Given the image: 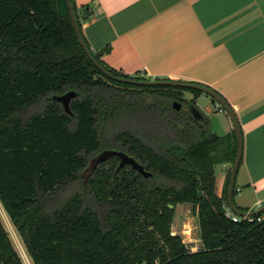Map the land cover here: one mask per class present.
Wrapping results in <instances>:
<instances>
[{"label": "trees", "instance_id": "1", "mask_svg": "<svg viewBox=\"0 0 264 264\" xmlns=\"http://www.w3.org/2000/svg\"><path fill=\"white\" fill-rule=\"evenodd\" d=\"M72 3L83 34L91 14ZM83 37L113 75L151 80L111 68L109 49ZM184 90L105 76L80 45L67 0H0V202L33 264H264V213L227 216L232 170L221 197L215 185L225 140L182 107ZM69 92L72 113L57 99ZM105 150L151 176L112 156L85 185L82 173ZM178 205L197 218L195 252L173 234ZM0 264H24L1 217Z\"/></svg>", "mask_w": 264, "mask_h": 264}, {"label": "crops", "instance_id": "2", "mask_svg": "<svg viewBox=\"0 0 264 264\" xmlns=\"http://www.w3.org/2000/svg\"><path fill=\"white\" fill-rule=\"evenodd\" d=\"M75 2L81 16L91 14L82 24L86 40L94 51L109 49L103 60L111 68L207 86L228 102L243 137L234 204L244 212L264 208V0ZM204 95L184 98L201 114L195 120L225 140L226 160L215 167L221 197L237 139L226 110Z\"/></svg>", "mask_w": 264, "mask_h": 264}, {"label": "water", "instance_id": "3", "mask_svg": "<svg viewBox=\"0 0 264 264\" xmlns=\"http://www.w3.org/2000/svg\"><path fill=\"white\" fill-rule=\"evenodd\" d=\"M68 4V9L70 13V18L73 24V27L75 29V32L77 34L78 40L80 42V45L84 49L85 53L89 57V59L94 63V65L108 78L121 82V83H126V84H132V85H138V86H170V87H177V88H182V89H191V90H197L200 91L201 93H204L214 100L217 101V103L222 106L226 112L228 113L230 119L232 120L233 126H234V132L236 135L237 139V154L236 158L232 167L231 171V177H230V182H229V187H228V193H227V199H228V208L237 216L244 217V216H256L261 213H264V208L252 212H244L240 210L238 207L235 206L234 204V191H235V186H236V177L238 174V170L242 161V156H243V137H242V131L240 128V124L238 121V118L234 112V110L230 107L228 102L216 91L208 88L207 86H203L200 84H191V83H186V82H180V81H175V80H148V81H139L136 79H125L121 77H117L113 75L111 72L108 70L104 69L94 58L91 50L87 46L85 39L83 37V34L80 30L79 24L76 19L75 15V10L74 6L72 3V0H67ZM77 94L75 92H69L61 97H58V101L62 102L66 111L69 113L71 112L70 109V103L73 98H75ZM176 105V104H175ZM177 108L179 106L176 105ZM112 156H117L120 158V168L130 165L132 166L133 169L139 171L141 174H143L146 177L151 176V173L147 172L144 168L143 165H141L136 159L133 157L129 156L128 154L122 152V151H116V150H105L101 154H99L97 157L93 158L90 162L89 167L84 171L83 176L85 177V184H87L88 179L90 176L95 172L97 167L107 161L110 157Z\"/></svg>", "mask_w": 264, "mask_h": 264}, {"label": "rangeland", "instance_id": "4", "mask_svg": "<svg viewBox=\"0 0 264 264\" xmlns=\"http://www.w3.org/2000/svg\"><path fill=\"white\" fill-rule=\"evenodd\" d=\"M190 91L191 90L185 89L183 91L184 97L189 96ZM204 96L206 97L207 95H204ZM207 98H209V100L211 99L209 96ZM223 110L224 109L222 108L221 111L223 112ZM219 125L221 127V124H218V126ZM218 167H220L219 164L216 165V169ZM83 173H82V178H83V181L85 184V177L83 176ZM88 181H89V179H88ZM85 185H87V184H85ZM0 217H1V220H2L5 228L9 232V235L11 237V240H12L13 245H14L15 249L17 250V252L20 255H22V254L27 255V252L24 248V245H23L20 237L18 236L12 222L10 221L7 213L5 212L1 202H0ZM172 231L175 234L181 235L184 242L188 245V247L191 250L193 249V252L197 251L195 249L196 245L201 244L199 227H198L197 218L193 215L190 205H178V207L176 209V217H175V222H174L173 227H172Z\"/></svg>", "mask_w": 264, "mask_h": 264}, {"label": "built area", "instance_id": "5", "mask_svg": "<svg viewBox=\"0 0 264 264\" xmlns=\"http://www.w3.org/2000/svg\"><path fill=\"white\" fill-rule=\"evenodd\" d=\"M219 107H220V105L217 104V108H219ZM257 206L258 207L262 206V201L261 200H259L257 202ZM227 216L229 218H231L234 222H238V221H242V220H247L249 222L253 221V217H251V216H244V217L237 216L230 209L227 210ZM261 220H263V218H258V221H261ZM173 234H175V233L173 232ZM195 249L199 250L200 249V245L197 244ZM192 251H193V249H192ZM20 256H21L24 264H33L31 259H30V257H29V255H28V253H27V255L26 254H22Z\"/></svg>", "mask_w": 264, "mask_h": 264}, {"label": "flooded vegetation", "instance_id": "6", "mask_svg": "<svg viewBox=\"0 0 264 264\" xmlns=\"http://www.w3.org/2000/svg\"><path fill=\"white\" fill-rule=\"evenodd\" d=\"M183 106H184V108H186V109L190 112L191 115H193V117H194L195 119H197V120H201V119H202L201 114H200L198 111L194 110V109L190 106L189 103H187V104H185V105H182V107H183Z\"/></svg>", "mask_w": 264, "mask_h": 264}]
</instances>
